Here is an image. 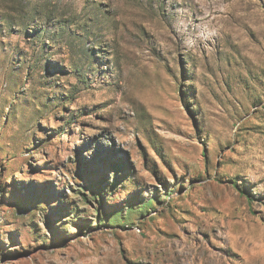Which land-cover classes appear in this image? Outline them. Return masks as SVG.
I'll return each instance as SVG.
<instances>
[{
    "label": "rangeland",
    "instance_id": "1",
    "mask_svg": "<svg viewBox=\"0 0 264 264\" xmlns=\"http://www.w3.org/2000/svg\"><path fill=\"white\" fill-rule=\"evenodd\" d=\"M0 264H264V0H0Z\"/></svg>",
    "mask_w": 264,
    "mask_h": 264
},
{
    "label": "trees",
    "instance_id": "2",
    "mask_svg": "<svg viewBox=\"0 0 264 264\" xmlns=\"http://www.w3.org/2000/svg\"><path fill=\"white\" fill-rule=\"evenodd\" d=\"M246 196H249V194H247V192H244Z\"/></svg>",
    "mask_w": 264,
    "mask_h": 264
}]
</instances>
